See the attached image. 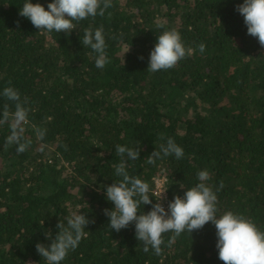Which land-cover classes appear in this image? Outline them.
<instances>
[{"label":"trees","instance_id":"1","mask_svg":"<svg viewBox=\"0 0 264 264\" xmlns=\"http://www.w3.org/2000/svg\"><path fill=\"white\" fill-rule=\"evenodd\" d=\"M31 2L48 10L53 0ZM243 2L111 0L103 16L73 21L67 34L40 32L21 17L25 0H0V118L6 103L15 111L5 87L31 109L24 153L5 146L10 126L0 125V264H48L36 244L50 246L57 224L74 212L94 223L60 264H224L212 222L185 230L171 246L174 233L163 234L160 255L150 246L144 252L134 222L110 229L106 187L122 179L117 145L141 150L126 167L150 186L152 204H141L138 215L157 203L156 179L165 178L169 205L207 170L217 217L231 211L264 232V47L236 10ZM100 26L110 60L102 69L81 43L86 28ZM172 29L193 53L171 69L147 70L157 37ZM36 128L46 129L43 140ZM169 137L184 156L148 164Z\"/></svg>","mask_w":264,"mask_h":264},{"label":"clouds","instance_id":"2","mask_svg":"<svg viewBox=\"0 0 264 264\" xmlns=\"http://www.w3.org/2000/svg\"><path fill=\"white\" fill-rule=\"evenodd\" d=\"M110 7H112L111 0H53L47 5L48 10H45L39 3L33 4L31 0H25L19 15L29 19L40 32L55 31L70 34L74 29L73 21L78 22L97 15L103 16L105 10ZM236 10L244 17L248 35L258 38L260 45L264 47V0H244ZM81 43L97 54L95 65L98 69L110 63L103 26L95 30L91 27L86 28ZM198 47L201 53L205 51V44L201 43ZM192 53L193 49L185 47L177 30H166L157 37V43L150 53L147 70L157 72L171 69L178 61ZM2 95L15 105V111L12 112L9 104H4L0 118V125L8 123L10 126V135L5 139V146L15 144L17 153L22 154L31 145V140L24 139L23 126L28 122L31 109L26 107L27 100L22 101L14 87H5ZM35 131L39 140L45 138L46 129L36 128ZM161 139H164L163 135ZM140 151L139 148L116 146V153L121 157V162L115 166V175L122 179L106 187V197L114 204L113 210H104V214L110 219V229L119 232L134 222L136 239L143 242L144 252L147 253L150 246L156 255H160L161 245L164 244L163 234L174 233L168 242L171 246L185 230L191 234L194 230L202 229L205 224L212 222L217 230L216 247L219 250V259L224 264H264V232L260 231L250 219L231 211L217 217V195L205 183L210 179L207 170L197 173L200 183L187 190L183 198L174 197L167 211L158 202L153 204L152 210L147 214L138 215L141 204H152L149 184L138 177L130 176L126 171L128 161L139 159ZM173 154L180 159L184 156V150L169 137L166 144L160 146L159 151L155 150L148 156L147 163L154 165L162 155L167 157ZM221 187H223L222 182ZM89 223L94 221H89L84 214L72 213L67 218L66 224L61 221L57 224L58 234L52 239L50 246L36 244L37 252L48 264H60L87 235L85 229Z\"/></svg>","mask_w":264,"mask_h":264},{"label":"built area","instance_id":"3","mask_svg":"<svg viewBox=\"0 0 264 264\" xmlns=\"http://www.w3.org/2000/svg\"><path fill=\"white\" fill-rule=\"evenodd\" d=\"M166 180L165 178H162L161 180V185H158V182L155 180L154 181V195L157 197V203H161L162 206L165 208V210L167 211L168 209V203H167V196H166V193H164L165 189H164V184H165ZM156 184V186H155ZM162 198V199H161Z\"/></svg>","mask_w":264,"mask_h":264},{"label":"rangeland","instance_id":"4","mask_svg":"<svg viewBox=\"0 0 264 264\" xmlns=\"http://www.w3.org/2000/svg\"><path fill=\"white\" fill-rule=\"evenodd\" d=\"M161 180H162V178L156 179V181L158 182V185H161L162 186L163 183H161ZM155 186H156V184H155Z\"/></svg>","mask_w":264,"mask_h":264}]
</instances>
